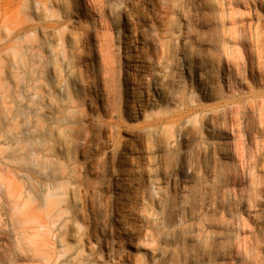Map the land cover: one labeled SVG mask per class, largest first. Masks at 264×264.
Here are the masks:
<instances>
[{
    "label": "rangeland",
    "instance_id": "rangeland-1",
    "mask_svg": "<svg viewBox=\"0 0 264 264\" xmlns=\"http://www.w3.org/2000/svg\"><path fill=\"white\" fill-rule=\"evenodd\" d=\"M11 1L16 7L20 0ZM37 1L38 13L25 7V25L44 28L77 14L79 26L85 29L83 38H88L91 29L110 37L119 73L128 69L125 54L136 59L151 53L150 35L160 32L163 20L172 29L184 30L191 78L180 73L175 55L169 60L174 76L183 89L191 91V108L204 113L222 106L224 112L220 119L200 115L198 128L191 129L189 136H177L175 148L151 143L162 155L138 139L124 148L121 128L144 125L137 113L146 104L145 97L124 87L117 109L109 107L105 93L93 84L97 47L89 40L82 56L74 60L75 69L86 82L90 80L76 91L79 111L118 130L108 135L97 128L84 146L73 147L71 159L88 174L98 193L90 200L85 193L79 194L77 204L64 184L60 204L67 207L68 216L77 219L78 227L60 219L44 222L47 207L40 198L42 174L35 172L41 168H37V156L17 161L26 173L22 178L13 176L0 162V264H69L70 234L76 229L85 237L83 255L89 251V240L101 259L122 257L124 264V254L131 255V245L143 230L149 234L141 237L147 249L161 245L175 250L168 264H264V0H170L164 8L158 0H136L139 19L130 30L120 14L106 11L108 0H100L93 9L90 0ZM49 35L32 31L18 43L42 46ZM41 54L45 60L46 53ZM6 67L4 63L5 79ZM5 85L6 97L12 92L8 79ZM6 104L0 98V110L4 109L0 130L11 136L15 126L9 123ZM159 110L150 106L148 112ZM23 129H31V116ZM200 137L222 142L226 158L221 161L218 152L212 155ZM111 143L118 152L103 167L98 161ZM25 145L29 151L30 145L24 142L18 149ZM14 183L27 186L31 198H15L10 186ZM18 201L20 206L15 205ZM142 202L150 214L161 213L160 223L139 219ZM27 212H32L29 218ZM139 258L143 264L160 263L146 252Z\"/></svg>",
    "mask_w": 264,
    "mask_h": 264
},
{
    "label": "bare ground",
    "instance_id": "bare-ground-1",
    "mask_svg": "<svg viewBox=\"0 0 264 264\" xmlns=\"http://www.w3.org/2000/svg\"><path fill=\"white\" fill-rule=\"evenodd\" d=\"M4 1H6L5 5ZM90 1L93 3L92 9L97 8L101 2L100 0ZM49 2L57 3L55 0H49ZM158 3L164 8L169 5L170 0H158ZM26 6L34 13L40 10L37 0H20L16 7L12 6L11 0H0V98L2 105L8 103L6 111L9 110L11 113L8 120L10 125L15 126L11 136L5 135L3 130H0V151H2L0 162L7 166L13 176L22 178L26 173L17 161L28 158L32 154L36 155L37 168H42L35 171L42 174V179L39 180L40 198L42 202H46L47 207V220L44 222L60 219L68 221L72 227L77 228V219L68 216L67 207L60 204L59 197L63 194L64 184H67V190L77 204L80 203L77 200L79 194L85 193L90 200L98 193V188L96 185L92 186V182L88 180V174L77 169V165L72 162L73 147L84 146L90 141V137L97 128L104 130L108 135L118 130V126L114 124L104 125L88 115L83 116L79 111L81 102L76 91L90 80L86 82L82 73L75 69L74 60L82 56L89 40L95 42L97 47L94 57L97 72L93 84L105 93L109 107L117 109L124 87L133 93L138 90L145 97L146 104L139 107L137 113V118L143 119L144 125L121 128L124 135L120 143L124 148L138 139L148 142L151 150L162 155L161 149L152 148L151 143L156 141L164 147L175 148L177 136H189L191 129L198 128L200 115L207 120L220 119L224 109L218 106L202 113L196 110L198 108H191V91L183 89V86L177 82L170 66V56L175 55L176 60H179L180 73L190 75L191 78V63L185 55L186 33L184 30L172 29L163 20L160 32L150 35L151 53L148 52L136 59L125 54L128 69L124 73L123 71L119 73L113 43L108 35L100 34L97 29H91L88 30V38H83L85 29L79 26L81 17L77 14H73L66 20H59L57 24H49L48 27L40 28L38 25L29 27L24 21ZM137 7L136 0H108L106 11L120 14L130 30L139 19ZM86 8L96 12L89 7ZM149 20L148 18L146 22L151 26V20ZM32 31L50 35L42 46L29 42L18 43L26 39ZM64 47L67 49L61 50ZM43 52L47 55L45 60L41 58ZM24 58H27L26 63ZM4 63L7 66L6 79L3 75ZM133 76L138 77L136 79ZM7 79L12 92L5 97L7 87L5 80ZM5 98L7 101H4ZM171 105L175 108L169 111L168 108ZM150 106L160 109L159 112H148ZM184 109L187 113L183 111ZM2 112L4 109L0 110V113ZM30 116L31 129L25 131L23 127ZM20 142L29 144V151L26 145L18 149ZM200 143L208 145L207 148L212 155L218 152L221 155V161L226 158L220 145L222 142H210L200 137ZM117 152L116 145L111 143L103 152L104 157L99 159V164L103 167L110 164ZM122 153L123 151L120 152ZM152 154L151 151L148 157L151 158ZM10 186L15 198L23 199V196L31 198L27 186H19L15 183ZM86 186H89V190L85 189ZM15 205L20 206L21 202L18 201ZM141 205L138 217L142 222L150 220L161 222L160 212L150 214L143 202ZM31 215L32 212L26 213L27 218ZM70 236L73 249L66 257L69 264H124L121 262L122 257L117 260L101 259L100 251L91 246L89 240L87 241L90 244L89 251L83 255L81 241L85 240L84 235L76 229ZM148 236L147 230L141 232L137 241L131 245V255L124 254L125 264H143L139 258L142 252L152 256L153 260L158 259L159 264L170 263L175 250L161 245L147 249L141 237ZM167 236V234L164 235L163 239H167Z\"/></svg>",
    "mask_w": 264,
    "mask_h": 264
}]
</instances>
